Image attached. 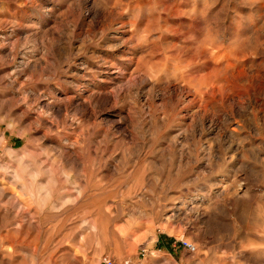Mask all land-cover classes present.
Returning a JSON list of instances; mask_svg holds the SVG:
<instances>
[{"label": "rangeland", "instance_id": "1", "mask_svg": "<svg viewBox=\"0 0 264 264\" xmlns=\"http://www.w3.org/2000/svg\"><path fill=\"white\" fill-rule=\"evenodd\" d=\"M0 264H264V0H0Z\"/></svg>", "mask_w": 264, "mask_h": 264}, {"label": "built area", "instance_id": "2", "mask_svg": "<svg viewBox=\"0 0 264 264\" xmlns=\"http://www.w3.org/2000/svg\"><path fill=\"white\" fill-rule=\"evenodd\" d=\"M185 245L191 249L195 248V245L191 244L190 242L185 243Z\"/></svg>", "mask_w": 264, "mask_h": 264}]
</instances>
